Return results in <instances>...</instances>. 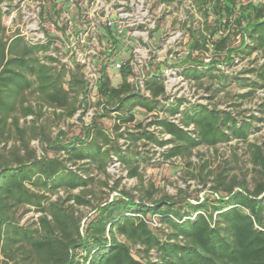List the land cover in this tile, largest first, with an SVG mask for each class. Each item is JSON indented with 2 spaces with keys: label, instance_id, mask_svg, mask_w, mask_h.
<instances>
[{
  "label": "trees",
  "instance_id": "1",
  "mask_svg": "<svg viewBox=\"0 0 264 264\" xmlns=\"http://www.w3.org/2000/svg\"><path fill=\"white\" fill-rule=\"evenodd\" d=\"M5 1L0 0V144H7L12 137L14 141L11 147L0 150L3 261L6 264H264V180H258L250 188L222 168L215 175L209 172L203 179L201 183L206 187L208 178L214 175L208 194L195 204L168 195L156 198L155 185L145 186L140 173L149 159L135 148L139 142L144 147L166 148L163 154L166 161L180 158L192 166L193 152L200 147L215 148L233 140L247 143L252 124L239 121L231 112L202 104L180 111L185 100L175 98L171 102L165 86L156 79L146 83L150 92L147 97L128 83L130 69L126 67L121 71L119 86L114 87L109 79L101 83L103 114L84 128V139L64 142L65 133L61 131L51 141L39 123L46 109L60 111L56 115L59 118H73L81 105L87 107L88 84L79 69L70 72L59 69L52 66L51 58L49 63H42L38 55L48 52L49 45H30L19 34L11 42H5L1 9ZM192 2L206 20L212 17L213 24L208 36L200 34L196 38L192 33L189 51L209 52L210 44L214 55L220 58L205 63L194 61L188 54L176 64L185 79L199 82L207 77L222 84L229 76L220 65L232 64L241 55L264 57V3ZM47 12L45 7L41 13L43 21ZM235 29L242 39L236 48L229 44L230 33H235ZM182 30L184 34L188 32ZM108 35L114 38L111 30ZM249 72H253L256 80L246 87L249 94H254L264 88V66ZM27 91L35 96L36 104L29 103ZM136 108L154 120L144 126L134 113ZM112 109L116 113L117 137L100 122L110 117ZM179 113V124L184 128L166 117ZM131 124H135L136 133L127 132V136L119 133L123 126ZM191 127L192 130H185ZM164 134L171 138L164 139L161 137ZM118 138L126 140L125 150ZM32 141L42 144L41 155L31 145ZM52 147L64 155L49 157L47 149ZM249 147L253 164L264 171L262 148L254 144ZM114 160L128 171L129 178L138 180L135 194L120 189L118 182L109 188L111 193H117L113 198L104 196L100 190L110 187L107 169ZM94 171L105 180L95 178ZM80 208L90 209L92 216L78 215ZM20 212L21 218L30 212H35L37 218L31 224H23L18 217ZM151 218H158L160 225L168 229L165 237L151 228ZM133 247H139L136 254Z\"/></svg>",
  "mask_w": 264,
  "mask_h": 264
},
{
  "label": "rangeland",
  "instance_id": "2",
  "mask_svg": "<svg viewBox=\"0 0 264 264\" xmlns=\"http://www.w3.org/2000/svg\"><path fill=\"white\" fill-rule=\"evenodd\" d=\"M84 7L87 10H93L97 7L98 0H83ZM113 0H108L106 4H109ZM147 5L150 6L151 19L155 21L154 35L158 38L160 35V29L163 33V41L160 46L154 45L151 48L150 56L153 60V65L157 63V54L159 49L162 50L161 60H165L164 65L168 69V72L172 68H179L176 64L181 63L182 60L191 54V58L195 60H204L205 63H209L212 58H220L214 55L211 49V45L208 44L209 52L194 51L190 53L189 47L192 43V33L197 38L200 34L208 36L210 33L209 26L212 23V17L206 20L204 16L198 13L196 7L193 5L192 0H168L161 3H165V8L161 13H158L159 0H146ZM244 5L248 3L259 4L264 3V0H238ZM62 3V2H61ZM53 3L46 2L43 7H46L48 12L45 15L43 21L47 28H49V12ZM101 4L99 3V6ZM114 8L117 9L114 5ZM3 12L2 25L5 28V32L2 36L5 42H11L16 35L20 33V25L23 21L22 7L19 0L5 1L1 5ZM63 9L73 13L75 9L69 5L64 6ZM132 30L142 32V26L146 20L141 21L139 16L135 13L131 17ZM43 20V19H42ZM187 29L188 32L183 33L182 29ZM151 31V30H150ZM231 38L229 44L232 47H238L241 42V36L238 34V30L235 29V33H230ZM238 34V35H236ZM25 41V40H24ZM26 42V41H25ZM156 48V50H153ZM154 51V52H153ZM129 53L126 54L128 57ZM39 59L44 62H49L45 53H40ZM215 56V57H214ZM225 75L229 76L227 81H222V84L214 81L210 78L204 77L199 82L193 80L183 81L179 77L173 76L175 79L169 82L167 85V95L172 97L173 95H181V99L185 102H191L192 104L207 105L210 108H216L225 112H231L239 121H245L252 124L253 130L249 135L248 142L242 143L233 140L229 143L220 144L215 148L200 147L193 152L191 158L192 166L188 165V161L185 159L174 158L166 161L163 154L166 152V148H155L153 145L143 146V142H139L135 148L149 159L140 168V173L144 176L145 186H149L150 183L155 185L158 190L156 198L163 195L175 197L177 200L187 199L195 204L198 199H204L208 194V189L214 179V175L222 168H227L230 172V176L237 177L238 181L246 186L253 188L258 180H264V171L260 170L253 164L252 153L249 147L250 144L257 145L262 148L264 154V88L258 89L254 94H249L250 89L246 87V84L256 80V76L250 73V70L259 69L264 66V57L253 54L251 57L241 55L236 57L232 64L220 65ZM139 73L142 72L141 68L138 69ZM81 73V72H80ZM110 73L113 75L112 84L114 87L119 86L121 82V72L117 71L114 67L110 68ZM172 80V79H171ZM178 90L176 92L175 88ZM175 86V88H174ZM67 88V86L65 87ZM248 96H247V95ZM25 96L28 97L29 103L36 104L37 100L32 93L25 92ZM247 96V97H246ZM81 98H79V101ZM104 99L99 95V92L92 91L88 95L87 107L82 105L79 111L73 118H59L56 115L60 111L55 112L53 109H46L45 116L39 121L45 127V133L51 141H53L59 133L62 131L65 133L62 141L68 142L72 138H85L84 128L90 125L96 120L104 109ZM79 106V104H78ZM115 109L111 110V115L108 118L101 120L103 126L113 132L115 137L118 134L114 130ZM134 113L137 115L138 120L143 122L144 126L153 121V117L146 116L140 108H136ZM82 115V116H81ZM80 116L81 119L80 120ZM29 121L31 118L28 119ZM151 130H153L151 128ZM127 132L136 133L137 129L135 124L125 125L122 127L119 133H123L127 136ZM166 135V134H164ZM163 135H161L162 137ZM171 136L169 137V139ZM119 144L123 146L125 150L127 148V142L124 138H118ZM13 137L9 139L7 144H0V150L3 148L11 147L13 144ZM37 149L38 154H42L40 147L42 144L38 141H32L31 144ZM49 157H61L64 152L56 150L55 147L47 149ZM208 162V166L205 167L204 163ZM110 180L108 188L100 189L104 196L110 195L113 198L117 193H111L110 189L115 182H118L120 189L127 191H133L139 182L136 178H129L128 171L123 168L117 160H114L107 169ZM214 172L213 176L208 178L209 183L206 187L202 185L203 179L209 174ZM195 175L197 178L193 179ZM93 176L97 179L105 180L99 172L94 171ZM77 193V191H75ZM102 193V194H103ZM61 196L66 197L64 192L60 193ZM101 196V194H99ZM107 197V196H106ZM56 198V197H55ZM78 215L92 216L90 209L80 208ZM22 212L18 214L21 218ZM37 218L35 212H30L21 218V222L24 224L29 222L31 224ZM86 221V220H85ZM84 221V222H85ZM151 228L160 236H164L168 233V229L162 227L158 218L150 219ZM165 233V234H164ZM122 241L125 242L122 238ZM139 247H133V252L136 254ZM0 264H6L3 261V257L0 253Z\"/></svg>",
  "mask_w": 264,
  "mask_h": 264
},
{
  "label": "built area",
  "instance_id": "3",
  "mask_svg": "<svg viewBox=\"0 0 264 264\" xmlns=\"http://www.w3.org/2000/svg\"><path fill=\"white\" fill-rule=\"evenodd\" d=\"M19 1L23 14L19 36L30 45H49V51L45 54L47 59H53L52 66L68 72L79 69L87 81L89 93L99 92L101 83L106 79L112 83L111 67L120 72L128 67L130 69L128 83L147 97H150V92L146 90V83L149 80L156 79L161 82L166 92L169 82L175 79L173 76L177 75L179 79L185 81L179 68H172L168 72L164 65L165 60H161L162 50L160 49L156 58L157 63L153 65L150 56L151 48L154 45L160 46L164 39L160 29H158L159 37L154 35L157 29L152 30L155 28V21L151 19L150 6L147 5L146 0H113L109 4H106L108 0H98L97 7L91 11L84 7L83 0ZM46 2L53 3L54 7L50 13L51 18L48 20L50 21L48 31L41 17ZM161 2L163 1L159 0L158 13L165 8V3ZM67 5L74 9L76 7L73 13L63 9ZM114 5L118 8L115 9ZM135 13L141 21L146 20L145 26H142V32L136 33L132 30L129 17ZM108 30L112 31L114 38L108 35ZM139 68L142 70L140 73ZM177 90L178 85L174 92ZM180 97L181 95L170 96V101L172 102L175 98L181 99ZM192 105L194 104L191 102H185L180 111ZM166 117L184 128L179 124L180 113L174 117ZM192 129L191 127L185 130ZM162 137L167 140L170 136L163 135Z\"/></svg>",
  "mask_w": 264,
  "mask_h": 264
}]
</instances>
